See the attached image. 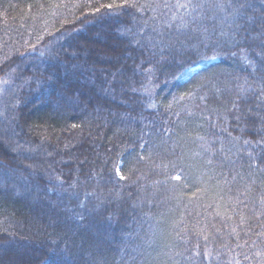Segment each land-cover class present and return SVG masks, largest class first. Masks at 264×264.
<instances>
[{"label":"trees","instance_id":"trees-1","mask_svg":"<svg viewBox=\"0 0 264 264\" xmlns=\"http://www.w3.org/2000/svg\"><path fill=\"white\" fill-rule=\"evenodd\" d=\"M44 2L0 0V81H7L0 83V109L14 117L10 126L18 133L0 146V161L35 169L31 176L25 170L26 181L0 184V264H124L126 246L133 242L130 236L140 231L144 193L130 179L120 180L114 168L119 166L125 177L135 180L140 172L131 175L130 169L148 170L137 163L139 155H147L141 147L145 141L163 151V142L185 122L193 136L209 132L208 120L198 112L189 117L183 109L195 111L199 104L224 111L235 99L225 86L234 77L251 79L253 70L239 55L230 54L238 49L197 51L190 37H174L184 47L176 44L163 54L159 47L138 46L126 31L135 32L139 23L134 9L91 10L122 0H91V8L89 0H65L85 7L61 9L59 15L42 10ZM249 2L250 14L264 12V0ZM189 92L193 95L179 105L166 107L173 97ZM4 126L0 118V129ZM245 137L257 139L251 133ZM17 143L23 145L19 154L11 151ZM189 148L199 151L195 144ZM169 159L176 160L169 156L164 162ZM176 163L170 175L183 172L181 180H170L156 191V199L166 202L159 210L165 215L159 223L151 222L155 227L149 232L153 238L143 245L145 260L157 259V252L159 259L165 258L173 219L181 213L190 218L203 212L198 205L213 203L211 186L197 183L203 171L198 162L186 158ZM73 182L75 188L70 187ZM201 187L204 190L197 191ZM85 192L103 195L97 200L86 198ZM177 195L179 201L173 199ZM193 257L198 264L199 258Z\"/></svg>","mask_w":264,"mask_h":264},{"label":"snow or ice","instance_id":"snow-or-ice-1","mask_svg":"<svg viewBox=\"0 0 264 264\" xmlns=\"http://www.w3.org/2000/svg\"><path fill=\"white\" fill-rule=\"evenodd\" d=\"M83 7L85 5L66 3L65 0H45L40 5L42 10H51L53 15H59L61 9ZM87 7L91 8V0ZM101 8L135 10L137 15L133 18L139 21L136 31H126L138 46L150 49L159 47L163 54L165 49L174 48L176 44L184 47L174 37H190V44L192 41L197 42V51L201 47L238 49L230 54L239 55L253 70L251 79L247 76L234 77L225 86L228 92L234 93L235 99L228 101L231 107H225L224 111L199 104L195 105V111L183 109L189 117L198 112L202 120H208L209 132L193 136L189 122H185L176 129L169 141L163 142V151H155L159 146L145 141L141 147L145 148L147 155H139L137 163H144L148 170L130 169L131 175L140 172L135 180L125 177L119 166L114 168L120 180L130 179L144 193L141 200L144 211L138 221L140 231H134L130 236L133 242L126 246L128 251L124 252V264H196L193 253L199 258L198 264H204L209 259H213L215 264H242L244 261L264 264V12L258 17L250 14L252 5L249 0H122L118 4L101 3L91 10L99 12ZM40 39L42 37H37L38 41ZM32 47L35 48V45ZM211 59H216V56ZM108 83L112 84L111 81ZM145 91L148 89L145 88ZM192 95L189 92L173 97V101L166 107L171 110L173 104L179 105ZM200 99L203 101L205 97L201 96ZM173 115L179 113L173 112ZM0 118H3L5 124L0 129V146H5L9 144L8 136L18 133L10 126L14 117L7 116L5 110L0 109ZM197 127H202V124ZM233 132L239 134L233 135ZM245 133L254 134L257 139L246 138ZM189 144L197 145L199 151L191 152ZM22 148L23 145L17 143L11 147V151L19 154ZM257 148L260 150L256 151ZM169 156H174L176 160L169 159L165 163V158ZM186 158L195 159L197 166L203 169L196 178L197 183L211 186L215 192L213 203L198 205L203 208V212L190 214V218L181 213L178 219H173L167 233L171 240L165 245V258L159 259L161 253L157 252V259L145 260L147 249L143 245L153 238L149 237V232L155 227L151 222L156 220L159 223L165 215L159 210L164 208L166 202L156 199V191L170 180H181L183 172L175 176L170 173L176 169V161ZM242 161L246 162V167ZM25 170H28L29 176L35 175L31 164L13 168L0 161V184L11 183L14 186L17 180L26 181L28 177L24 175ZM258 173L261 175L258 176ZM151 175L162 176L163 179L149 180ZM57 181L62 188L63 181L59 177ZM70 187L75 188L76 182ZM177 187L173 185V189ZM203 190L202 187L197 189ZM102 195L84 193L86 198L94 196L97 200ZM181 195L173 199L179 201ZM217 218L219 223L216 222Z\"/></svg>","mask_w":264,"mask_h":264}]
</instances>
